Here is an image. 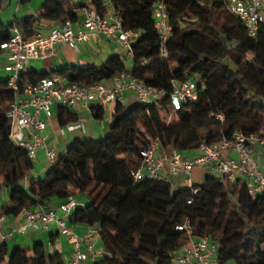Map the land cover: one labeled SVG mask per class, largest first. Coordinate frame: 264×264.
I'll return each mask as SVG.
<instances>
[{"label":"trees","instance_id":"1","mask_svg":"<svg viewBox=\"0 0 264 264\" xmlns=\"http://www.w3.org/2000/svg\"><path fill=\"white\" fill-rule=\"evenodd\" d=\"M161 0H46L41 14L0 25V45L17 30L25 39L36 34L39 20L74 23L79 10H94L105 17L112 7L126 31L136 33L131 50L133 76L166 94L152 104L117 105L114 120L101 139H75L56 157L44 179L23 187L33 161L10 139L6 113L16 95L7 79L0 81V179L10 192L0 217H18L23 210L60 206L72 194L85 197L69 225L99 227L103 255L92 264H173L175 252L186 239L176 226L189 219L196 238L206 237L218 247L221 263L264 264V193L251 198L243 181L229 183L209 175L196 186L174 188L171 182H136L131 171L141 166L139 152L157 140L163 149L194 150L223 138L231 141L236 131L252 134L264 129V25L255 39L248 38L239 20L222 0H162L171 33L160 57V42L153 9ZM1 52V49H0ZM146 61L145 65H140ZM178 68L171 73L170 65ZM128 72L123 57L110 56L101 68L70 67L55 71L69 83L92 86ZM51 74H20V85L35 84ZM198 82V100L172 113L169 94L172 81ZM92 117L103 116L101 107ZM223 115L222 122L215 119ZM60 125L75 123L77 116L59 107ZM1 188V183H0ZM191 201L190 204L187 202ZM106 233L113 235V241ZM19 254H7L0 245V264H61L48 258L37 243Z\"/></svg>","mask_w":264,"mask_h":264},{"label":"built area","instance_id":"2","mask_svg":"<svg viewBox=\"0 0 264 264\" xmlns=\"http://www.w3.org/2000/svg\"><path fill=\"white\" fill-rule=\"evenodd\" d=\"M66 1L73 4L80 2V0ZM222 1L226 10L239 20L248 38L255 39L259 27L264 25V0ZM79 11L83 12L84 17L81 27L76 30L69 21L52 28L47 35L36 33L31 39H25L17 30H12L11 37L0 45L1 51L6 52L9 60L7 85L16 95L6 113V117L10 120L9 136L15 146L24 150L32 161L36 160L37 150L40 148L45 149L49 162H54L56 159L54 149L47 148L45 138L41 136L47 121L52 116L54 105L71 108L78 104L85 107L88 104H97L103 107L112 101L121 102L120 94L123 90L132 91L143 104H152L166 94L163 90H156L144 81L136 79L131 71L116 74L111 79L113 82L111 88L102 84L82 86L69 83L64 76L58 74L41 78L35 84L20 85V74L27 63L45 58L52 53L57 44L76 49L79 44L88 43L91 37L103 38L116 41L129 57H133L131 44L137 34L124 30L117 14L102 18L92 9L84 8ZM153 16L160 42V57L165 58L167 56L165 43L171 33V26L167 23L168 15L162 0L155 5ZM145 64L146 61L140 63L142 66ZM200 86L193 80H173L172 91L169 94L171 112H178L183 106L196 102ZM215 119L220 122L224 120L223 115H217ZM73 128L69 126L68 130ZM257 146L264 147V129L248 135L236 131L231 141L223 138L213 144L203 143L198 148L200 155L193 159L183 157L177 149H163L155 140L139 152L141 166L131 171V175L136 182L142 180L170 182L171 177L181 175L185 177L186 185L191 189L192 194H196L197 188L190 181L192 170L210 165L213 174L226 182L243 181L247 194L254 199L264 193V169L251 151V148ZM230 147L237 151V159L222 155V151ZM165 166L169 168L168 174L164 173ZM187 203L190 204L191 201ZM78 206L76 198L70 196L56 210L42 207L35 210L25 209L21 213L25 224L18 232L26 233L32 226L47 228L51 224H56L59 234L67 237L69 243L77 249L80 239L71 232L67 218ZM57 212L61 217H57ZM2 220L3 217H0V224ZM176 230L184 233L186 239L175 252L173 264H232L219 261L216 244L211 243L206 237H194L193 226L189 219L177 225ZM93 233L97 232L91 229L84 240L85 250L77 249L66 264L90 263L95 254L92 243Z\"/></svg>","mask_w":264,"mask_h":264},{"label":"crops","instance_id":"3","mask_svg":"<svg viewBox=\"0 0 264 264\" xmlns=\"http://www.w3.org/2000/svg\"><path fill=\"white\" fill-rule=\"evenodd\" d=\"M67 2L66 0H63ZM46 0H0V25L9 27L26 17H37L41 14L42 5ZM71 3V2H70ZM79 19L72 23L73 29L81 27L84 17L82 11H79ZM114 14L112 7L108 6L106 16ZM61 23L55 21L39 20L34 28L36 33L47 35L52 28L58 27ZM118 55L123 57L127 71H131L134 67L132 57H129L124 48L113 40H105L103 38L91 37L86 44H79L76 49L70 48L63 44L54 46L51 54H48L43 59L31 60L25 66L22 73L33 72L36 74H55L56 70L70 67H96L101 68L105 61L110 57ZM126 59V60H125ZM8 55L6 52H0V81H5L8 78ZM175 65V64H174ZM176 70H178L176 66ZM21 73V74H22ZM103 85L107 88L113 86V82L107 81ZM122 101H112L107 105L101 107L97 104H88L86 107L82 104L69 108V111L77 116L75 123L60 125L58 120V110L60 106L54 105L52 107V116L47 121L45 130L41 136L45 138V145L47 148H53L56 157L62 156L69 148L70 144L77 138L79 139H101L103 138L109 128L111 127L117 105H121L123 109L130 108L131 106L140 103L135 94L130 90H123L120 94ZM101 107L103 116L100 119L92 117V108ZM74 127L73 130H68V127ZM255 158L259 161L260 166L264 169V147L257 146L251 148ZM181 155L188 159L196 158L200 155L197 149L180 151ZM224 157L233 159L238 158L237 151L233 148H227L222 151ZM46 157L45 149L37 150V158L33 161V169L30 176L24 181L23 187H28L37 179H41L43 174H46L48 169L52 166ZM168 166H165L164 173L168 174ZM214 175L210 165L203 167H196L192 170L190 181L194 186L200 185L206 176ZM215 176V175H214ZM174 188L187 186L185 177L181 175L173 176L170 179ZM0 209L2 206L10 201V192L4 188L3 179H0ZM70 193L77 200L79 207H83L87 200L85 197H77V192L70 189ZM58 202H53L49 205V209L58 208ZM70 216L67 218V223ZM57 217L61 214L57 212ZM25 220L20 214L18 217L6 216L0 224V245H3L8 255L12 253L19 254L22 250L29 251L34 244H41L45 248L48 258H53L61 264H66L74 255L76 250L84 251L86 248L85 238L94 229L97 233L92 234V243L94 255L90 263L99 259L103 254V244L100 238V231L103 230L99 227H87L81 224L69 225L71 232L76 235L80 241L77 249L69 243L68 238L59 234L56 224H51L47 228L40 226H32L26 233H19V229L24 226ZM113 241V235L106 233ZM182 244V243H181Z\"/></svg>","mask_w":264,"mask_h":264},{"label":"rangeland","instance_id":"4","mask_svg":"<svg viewBox=\"0 0 264 264\" xmlns=\"http://www.w3.org/2000/svg\"><path fill=\"white\" fill-rule=\"evenodd\" d=\"M126 60V59H125ZM126 62V61H125ZM170 71H171V73H173V74H176L178 71L176 70V65H174V64H171L170 65ZM176 79L178 80V79H181V76H177L176 77ZM51 164H53V162L51 163ZM45 178V174H43V176L41 177V179H44Z\"/></svg>","mask_w":264,"mask_h":264}]
</instances>
